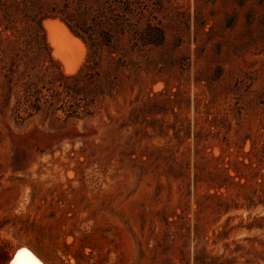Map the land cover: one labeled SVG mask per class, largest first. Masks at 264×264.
I'll use <instances>...</instances> for the list:
<instances>
[{
	"label": "rangeland",
	"instance_id": "rangeland-1",
	"mask_svg": "<svg viewBox=\"0 0 264 264\" xmlns=\"http://www.w3.org/2000/svg\"><path fill=\"white\" fill-rule=\"evenodd\" d=\"M51 9L103 44L96 75L40 60L9 84L5 16ZM101 15L127 22L114 35ZM49 20L84 45H66L74 74ZM44 22L78 75L88 46ZM27 73L54 103L17 122ZM262 184L264 0H0V264L17 243L49 264H246Z\"/></svg>",
	"mask_w": 264,
	"mask_h": 264
},
{
	"label": "trees",
	"instance_id": "trees-1",
	"mask_svg": "<svg viewBox=\"0 0 264 264\" xmlns=\"http://www.w3.org/2000/svg\"><path fill=\"white\" fill-rule=\"evenodd\" d=\"M86 1V0H81ZM18 5V4H16ZM58 12V13H57ZM63 14V15H58ZM64 11H56V9H51L47 11V13L43 11H39L34 15L32 12L30 15H6L4 20L6 23H3L2 34H4L6 40L9 43L15 45L17 53L15 54L14 63L12 64V73L6 75V79L9 84H12L11 78L12 75L16 73L14 68L19 67L21 64L26 67V69L30 68V66H34L36 62H40L43 60L45 65L50 67H57L59 69V73L57 76L65 77L68 79H77L80 77L83 72L90 78H93L96 75L97 63L96 57L100 50V47L103 44H100L96 41L88 43L87 39H85L83 33V29L86 24L83 22L75 23L71 25L72 15H64ZM103 19L102 25H106L107 30L110 33L116 35L118 30L127 22L126 15H101ZM61 18V20L68 26L71 32L78 38H80L87 46L89 50L88 62L81 68L80 73L74 76H65L64 72L61 71V64L59 61L55 60L51 53V48L49 43L47 42L46 32L43 27V22L47 19H55ZM107 43H110L109 41ZM27 77L29 81L24 84V94L22 99L17 100L16 104L12 108V112L14 118L17 122H24L27 118L32 117L35 111H40V105L42 104V100H45L46 104L52 105V102L47 95L43 93V88L40 86L39 82L42 81V78H39V82L34 83V77L27 73ZM13 85H10L9 91L7 93V105L9 102V97L12 95ZM34 97L37 100V107L34 106ZM32 104L28 105L30 102ZM80 105H75L72 107L71 114H75L77 116ZM264 186V184H262ZM258 204L264 207V199L261 200ZM251 206H257V204H252ZM251 208V207H249ZM255 223L259 230H264V216L256 217ZM248 230L254 228V225H249ZM260 248H253L248 250L249 255L254 256V260H262L264 262V241L257 240ZM242 250L241 247L237 246L236 251ZM240 258H245L246 264H253L254 260L250 258H246L245 256H241ZM238 261V257H232L230 259L224 260L219 264H236Z\"/></svg>",
	"mask_w": 264,
	"mask_h": 264
},
{
	"label": "bare ground",
	"instance_id": "bare-ground-1",
	"mask_svg": "<svg viewBox=\"0 0 264 264\" xmlns=\"http://www.w3.org/2000/svg\"><path fill=\"white\" fill-rule=\"evenodd\" d=\"M45 28L48 33V40L50 44L52 45V48L54 50L53 55L56 59H59L65 69V72L67 74H74L78 71L82 61L76 62V60L71 59L66 53V45L71 47V49H75L76 51L84 50L83 43L73 37V35L69 32V30L61 23L56 21H46L44 22ZM58 33H61L63 37L65 38V42H61L60 39H58ZM65 46V47H64ZM26 249L31 254L34 255L36 260L39 261V264H49L45 259L40 257L35 251L32 249L17 243L14 247V253L11 257V260L8 261L7 264H36V260L30 259L28 256L18 257V253L22 250Z\"/></svg>",
	"mask_w": 264,
	"mask_h": 264
},
{
	"label": "snow or ice",
	"instance_id": "snow-or-ice-1",
	"mask_svg": "<svg viewBox=\"0 0 264 264\" xmlns=\"http://www.w3.org/2000/svg\"><path fill=\"white\" fill-rule=\"evenodd\" d=\"M23 256H28L30 259L36 260V258L34 257L33 254H31L28 250L26 249H22L19 253H18V257H23ZM18 264V262H17ZM36 264H39V261L36 260Z\"/></svg>",
	"mask_w": 264,
	"mask_h": 264
}]
</instances>
